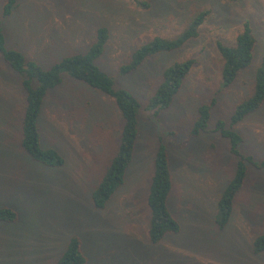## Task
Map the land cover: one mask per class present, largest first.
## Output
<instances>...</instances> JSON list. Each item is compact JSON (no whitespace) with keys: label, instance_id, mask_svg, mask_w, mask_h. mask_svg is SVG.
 Listing matches in <instances>:
<instances>
[{"label":"rangeland","instance_id":"obj_1","mask_svg":"<svg viewBox=\"0 0 264 264\" xmlns=\"http://www.w3.org/2000/svg\"><path fill=\"white\" fill-rule=\"evenodd\" d=\"M6 2L0 0V21L7 47L44 69L85 54L106 28L109 40L98 65L141 109L125 183L97 209L92 192L117 153L124 123L116 101L63 74L44 102L39 126L43 147L59 151L65 164L45 167L21 146L25 90L0 53V208L18 215L0 221V264H56L74 237L86 264H264V252L253 249L264 235V169L249 165L231 220L220 229L217 205L237 159L214 131L219 121L229 125L236 107L253 94L264 56V0H20L4 17ZM205 12L197 39L120 73L138 48L155 38L178 39ZM246 22L257 38L253 65L223 87L217 43L234 45ZM187 60L195 65L171 108L154 115L149 100L163 72ZM214 100L208 131L191 138L199 108ZM234 129L245 139L241 151L264 161V105ZM161 139L173 179L168 205L181 231L152 244L148 195Z\"/></svg>","mask_w":264,"mask_h":264},{"label":"trees","instance_id":"obj_2","mask_svg":"<svg viewBox=\"0 0 264 264\" xmlns=\"http://www.w3.org/2000/svg\"><path fill=\"white\" fill-rule=\"evenodd\" d=\"M19 3L20 0H7L3 8L4 17L10 16ZM139 6L145 8L149 5L140 3ZM208 17L209 12L196 16L189 28L176 40L155 38L141 46L132 55L131 63L123 66L120 73L128 75L156 55L176 51L189 41L197 39L200 28ZM108 40L109 31L106 28H100L97 40L85 54L66 57L52 68L44 69L37 62L27 60L21 51L7 47L6 35L0 21V53L6 63L22 77V86L26 95L21 146L35 162L48 168H59L65 164L59 151L43 147L39 126L44 102L49 93L63 83V74H68L72 79L81 81L116 101L124 123L117 153L92 192V201L97 209H104L125 183L128 168L134 159L140 132L141 105L139 101L127 90L116 89L114 80L98 65V60L103 56ZM256 45L257 38L250 22L243 25V30L234 45L217 43V51L223 62L221 70L223 87L231 86L244 71L253 65ZM194 65V60H187L175 63L163 72L161 83L149 100L148 109L153 111L154 115L159 116L171 108ZM214 104L215 100L212 104L199 108L198 118L190 133L191 138L199 137L208 131ZM263 105L264 56L255 74V87L251 97L236 107L229 125L225 121H219L214 129L228 141L230 153L237 159L233 177L225 187L217 205V224L220 229H224L231 220L236 199L248 179L249 165L264 169V161L258 162L254 156L246 155L241 151L245 139L234 129L236 125L242 123L247 116L258 111ZM162 140L157 147L148 195L149 239L152 244H158L168 235L181 231V226L168 205L173 190V179L168 148ZM17 219L18 215L12 209L0 208L1 222H14ZM253 249L255 254L264 252V235L254 241ZM56 264H86L78 238L71 239L67 251Z\"/></svg>","mask_w":264,"mask_h":264},{"label":"crops","instance_id":"obj_3","mask_svg":"<svg viewBox=\"0 0 264 264\" xmlns=\"http://www.w3.org/2000/svg\"><path fill=\"white\" fill-rule=\"evenodd\" d=\"M6 34V33H5Z\"/></svg>","mask_w":264,"mask_h":264}]
</instances>
